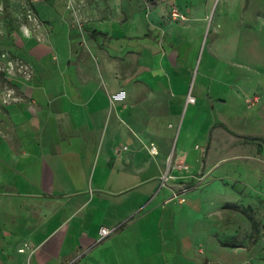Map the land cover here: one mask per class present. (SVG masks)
Returning <instances> with one entry per match:
<instances>
[{
  "label": "crops",
  "instance_id": "obj_1",
  "mask_svg": "<svg viewBox=\"0 0 264 264\" xmlns=\"http://www.w3.org/2000/svg\"><path fill=\"white\" fill-rule=\"evenodd\" d=\"M38 10L43 39L25 47L33 76L0 95V264H120L136 242L122 232L126 195L149 197L170 163L181 177L185 166H217L216 150L251 148L262 157L249 166L251 189L264 182V126L236 141L218 121L214 86L191 87L206 15L192 23L165 3L130 0L89 9L79 29L59 0ZM98 211L104 223L91 230ZM102 227L117 232L99 241Z\"/></svg>",
  "mask_w": 264,
  "mask_h": 264
},
{
  "label": "rangeland",
  "instance_id": "obj_2",
  "mask_svg": "<svg viewBox=\"0 0 264 264\" xmlns=\"http://www.w3.org/2000/svg\"><path fill=\"white\" fill-rule=\"evenodd\" d=\"M59 1L64 13L82 29L94 13L89 9L101 14L105 4H119L120 8L130 0ZM48 2L0 0V95L19 93L13 80L33 76L25 47H30L35 33L38 41L43 39L39 37L44 20L38 4ZM146 2L165 3L171 18L177 8L192 23L195 16L206 15L205 36L191 87L197 91L203 82L207 87L214 86L220 98L215 112L219 123L240 133L236 141H247L245 131L264 126V22L255 21L263 0ZM204 101L198 103L201 111L205 110ZM223 137L226 142H235L230 132H224ZM256 156L251 148H222L213 155L222 160L213 168L200 171L199 167L185 166L184 172L189 174L180 177L172 173L175 165L170 163L166 174L152 183L155 192L149 197H136L139 194L130 191L126 195L128 220L122 232L127 240L136 242L128 243L129 254L120 264H264V182L253 190L249 181V166L254 159L262 158ZM112 211H116L114 206ZM95 218L87 228L92 230L91 225L104 223L102 212L98 211ZM99 238L102 240L101 234Z\"/></svg>",
  "mask_w": 264,
  "mask_h": 264
},
{
  "label": "built area",
  "instance_id": "obj_3",
  "mask_svg": "<svg viewBox=\"0 0 264 264\" xmlns=\"http://www.w3.org/2000/svg\"><path fill=\"white\" fill-rule=\"evenodd\" d=\"M173 17L175 19H178V18H181V19H186V15L181 13L180 10H178L177 8L173 10V13H172ZM125 91H122L121 93H119L118 96L120 95H125ZM197 100L196 96L193 94V93H190L189 96H188V103H195ZM152 152L153 153H157L158 152V149L157 147L153 144L152 146ZM184 198H181L180 201L181 202H184ZM114 232H116V229H110L108 227H102L100 229V234L102 236V240L111 236Z\"/></svg>",
  "mask_w": 264,
  "mask_h": 264
},
{
  "label": "trees",
  "instance_id": "obj_4",
  "mask_svg": "<svg viewBox=\"0 0 264 264\" xmlns=\"http://www.w3.org/2000/svg\"><path fill=\"white\" fill-rule=\"evenodd\" d=\"M254 227L258 230L259 228H258V225H254Z\"/></svg>",
  "mask_w": 264,
  "mask_h": 264
}]
</instances>
